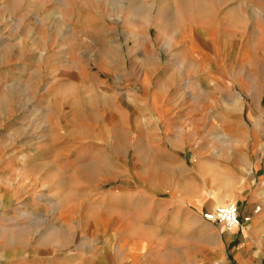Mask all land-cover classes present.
Here are the masks:
<instances>
[{
  "label": "rangeland",
  "instance_id": "rangeland-1",
  "mask_svg": "<svg viewBox=\"0 0 264 264\" xmlns=\"http://www.w3.org/2000/svg\"><path fill=\"white\" fill-rule=\"evenodd\" d=\"M200 2L0 0L9 255L96 264L97 239L111 234L102 192L131 188L134 175L157 199L198 185L208 209L235 204L249 184L264 216V0ZM175 138L191 150H171ZM206 143L212 163L196 174L190 155Z\"/></svg>",
  "mask_w": 264,
  "mask_h": 264
},
{
  "label": "crops",
  "instance_id": "crops-1",
  "mask_svg": "<svg viewBox=\"0 0 264 264\" xmlns=\"http://www.w3.org/2000/svg\"><path fill=\"white\" fill-rule=\"evenodd\" d=\"M190 52L199 55V52ZM199 129L194 125L190 132L194 135ZM205 129L210 131L211 127ZM191 144L177 138L169 143L174 152L185 148L189 151ZM159 145L162 147V143ZM211 148V144L206 143L202 151L195 155L191 152L196 174H203L199 161L212 163L206 157ZM186 160L185 154L183 161ZM145 181L134 175L131 177V188L119 186L102 192V204L105 198L110 204L103 206L108 214L101 218L102 230L106 221L111 227V234L105 241L104 238L100 242L97 239L101 249L96 256V264H264V216L258 217V213L254 212L255 203L262 204V200L254 191H247L249 184H244V188L232 195L235 196L240 218L248 216L250 220L225 231L221 225L202 219V214L213 208H204L209 195L200 193L198 185L192 184L190 192L178 185L170 189L166 196L157 199ZM259 195L264 200V188ZM70 211L63 209L60 212L58 209L57 213H62L65 218ZM1 231L0 264H44L39 257L25 258L21 249L9 255L6 248L9 241L7 228ZM14 243L16 246L24 245L22 239ZM67 244L71 245L70 241ZM104 246L109 254L105 255ZM63 264H88V259L81 253H68L64 255Z\"/></svg>",
  "mask_w": 264,
  "mask_h": 264
},
{
  "label": "built area",
  "instance_id": "built-area-1",
  "mask_svg": "<svg viewBox=\"0 0 264 264\" xmlns=\"http://www.w3.org/2000/svg\"><path fill=\"white\" fill-rule=\"evenodd\" d=\"M259 211L260 206H255L254 212L258 213ZM202 219L210 223L221 225L225 231H231L235 227L250 220L248 216L240 218L236 204L231 203L216 206L212 210L204 212L202 214Z\"/></svg>",
  "mask_w": 264,
  "mask_h": 264
},
{
  "label": "bare ground",
  "instance_id": "bare-ground-1",
  "mask_svg": "<svg viewBox=\"0 0 264 264\" xmlns=\"http://www.w3.org/2000/svg\"><path fill=\"white\" fill-rule=\"evenodd\" d=\"M179 3H181V4H185L187 1H189V0H177ZM196 1V3H197V6L200 8V9H205V7L203 6V4H201V0H195ZM195 5V4H194ZM196 6V5H195ZM197 7V8H198ZM203 13V12H202ZM262 187H264V182H262Z\"/></svg>",
  "mask_w": 264,
  "mask_h": 264
}]
</instances>
